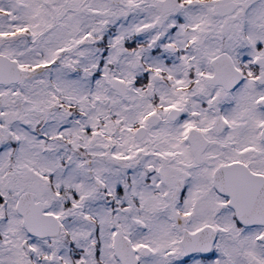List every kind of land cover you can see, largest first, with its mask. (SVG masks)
<instances>
[{"label":"snow or ice","instance_id":"6c2138e0","mask_svg":"<svg viewBox=\"0 0 264 264\" xmlns=\"http://www.w3.org/2000/svg\"><path fill=\"white\" fill-rule=\"evenodd\" d=\"M0 264H264V0H0Z\"/></svg>","mask_w":264,"mask_h":264}]
</instances>
